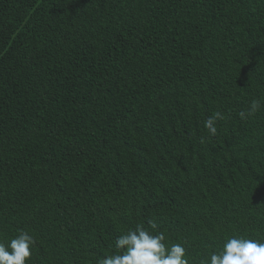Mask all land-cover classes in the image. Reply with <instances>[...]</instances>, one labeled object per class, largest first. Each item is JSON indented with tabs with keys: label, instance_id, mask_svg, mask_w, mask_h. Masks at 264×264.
<instances>
[{
	"label": "trees",
	"instance_id": "obj_1",
	"mask_svg": "<svg viewBox=\"0 0 264 264\" xmlns=\"http://www.w3.org/2000/svg\"><path fill=\"white\" fill-rule=\"evenodd\" d=\"M137 226L264 242V0H0V242L100 264Z\"/></svg>",
	"mask_w": 264,
	"mask_h": 264
},
{
	"label": "clouds",
	"instance_id": "obj_2",
	"mask_svg": "<svg viewBox=\"0 0 264 264\" xmlns=\"http://www.w3.org/2000/svg\"><path fill=\"white\" fill-rule=\"evenodd\" d=\"M260 106L259 100H253L247 115H253ZM240 116L245 118V113L241 112ZM223 118L217 112L204 126L215 135L214 122ZM149 224L151 229L156 228L154 222ZM165 239L163 233L137 226L116 238L117 251L103 257L100 264H189L184 244L175 242L166 246ZM34 244V237L27 231H21L7 243L0 242V264H29ZM200 264H264V242L233 234L218 250L201 259Z\"/></svg>",
	"mask_w": 264,
	"mask_h": 264
}]
</instances>
